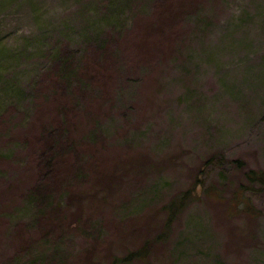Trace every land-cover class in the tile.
Masks as SVG:
<instances>
[{
  "label": "rangeland",
  "instance_id": "374dc122",
  "mask_svg": "<svg viewBox=\"0 0 264 264\" xmlns=\"http://www.w3.org/2000/svg\"><path fill=\"white\" fill-rule=\"evenodd\" d=\"M249 170L264 0H0V264H264Z\"/></svg>",
  "mask_w": 264,
  "mask_h": 264
},
{
  "label": "trees",
  "instance_id": "16d2710c",
  "mask_svg": "<svg viewBox=\"0 0 264 264\" xmlns=\"http://www.w3.org/2000/svg\"><path fill=\"white\" fill-rule=\"evenodd\" d=\"M43 124L41 126V130H42ZM50 128H51V124L48 126H46L44 124L43 129H45L44 133H46L45 134L46 136H50L51 131H52V130H50ZM69 145H68V148H71L72 147L71 144H69ZM69 152L71 153V151H69ZM37 164H38V162H37ZM238 164L240 166L243 165V163L241 161H238ZM38 167H39V164H38ZM38 167H36V168L38 169ZM246 176L252 183H259L261 185V188H264V172L263 171L249 170L246 172ZM57 180H61V178H57ZM49 192H50V189H44L42 192H37L39 195L37 196L36 199L46 200L47 198H49ZM195 197H197V194L195 193V191L193 189H188V190L182 192L181 194L177 195L175 198H173L171 200V202L167 205V212H168L167 225L168 226H170L172 224L173 220L176 219L177 215L180 212H182L183 209H185V207L187 206V204L191 200H193ZM147 254H149V251L147 248H141V249L133 250V251L129 252V254L124 256L123 258L118 259L116 257L114 259L113 264H118L119 262L129 264V263L133 262L134 260H139V259H143L144 257H147Z\"/></svg>",
  "mask_w": 264,
  "mask_h": 264
}]
</instances>
